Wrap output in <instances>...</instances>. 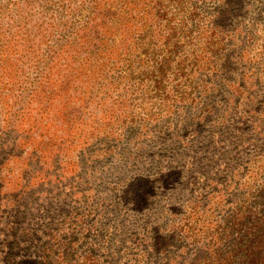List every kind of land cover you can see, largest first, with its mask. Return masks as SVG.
Instances as JSON below:
<instances>
[{
  "label": "rangeland",
  "instance_id": "1",
  "mask_svg": "<svg viewBox=\"0 0 264 264\" xmlns=\"http://www.w3.org/2000/svg\"><path fill=\"white\" fill-rule=\"evenodd\" d=\"M263 214L264 0H0V264H264Z\"/></svg>",
  "mask_w": 264,
  "mask_h": 264
},
{
  "label": "trees",
  "instance_id": "2",
  "mask_svg": "<svg viewBox=\"0 0 264 264\" xmlns=\"http://www.w3.org/2000/svg\"><path fill=\"white\" fill-rule=\"evenodd\" d=\"M262 219H263V221H264V214H263V216H262ZM257 222H259V220H257ZM263 228H264V224H263Z\"/></svg>",
  "mask_w": 264,
  "mask_h": 264
}]
</instances>
